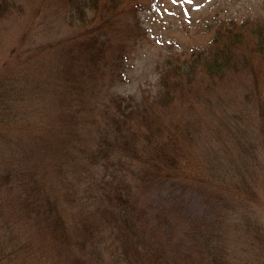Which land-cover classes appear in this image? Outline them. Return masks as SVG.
<instances>
[{
    "label": "rangeland",
    "instance_id": "rangeland-1",
    "mask_svg": "<svg viewBox=\"0 0 264 264\" xmlns=\"http://www.w3.org/2000/svg\"><path fill=\"white\" fill-rule=\"evenodd\" d=\"M17 3L0 19V78H12L20 103L0 124V216L18 259L0 264H121L122 243L135 245L102 188L103 167L83 152L106 126L112 93L151 107L161 138L174 132L181 141L175 177H148L144 163L128 174L148 225L131 253L143 264H264L263 57L249 53V68L223 78L198 73L169 108L152 97L161 54L205 48L218 21L264 17V0H128L113 12L111 43L92 40L93 12L82 20L67 0ZM246 185L255 194L236 191Z\"/></svg>",
    "mask_w": 264,
    "mask_h": 264
},
{
    "label": "trees",
    "instance_id": "trees-1",
    "mask_svg": "<svg viewBox=\"0 0 264 264\" xmlns=\"http://www.w3.org/2000/svg\"><path fill=\"white\" fill-rule=\"evenodd\" d=\"M126 1L128 0H67V3L71 6L73 14L76 13L82 20L87 18L88 10L93 12L89 22H94L92 29L96 27L98 32L91 35L92 40L97 43L102 39L103 43L107 41L111 43L107 31L117 22L116 14L114 15L113 12L118 11L116 9L121 5L125 6ZM130 5L135 9L138 7L136 2H131ZM18 7L17 0H0V19L6 14L13 13ZM94 52H90L92 53L90 56L98 59L94 56ZM249 53H259L264 59V17L248 18L242 22L218 21L213 36L205 48L196 49L189 55L172 52L161 54L163 58L156 66L159 74L155 84L156 91L152 94L154 103L160 108H169L176 103L187 85L195 82L198 73L216 79L249 68L248 66H251ZM105 54V44H103L100 56ZM123 58L122 54V59L119 58L115 65V70L118 71L116 78L119 80L125 77L122 70ZM22 62L24 63V60ZM14 70L15 68L10 69L8 75ZM15 90L16 88L12 86V78L5 76L0 78V124L14 117L13 106L18 102L13 95ZM257 100L258 111L262 113L263 101L259 98ZM16 112L19 113V110ZM157 113L145 103H139L134 96L112 93L109 102H103L102 116L106 126L98 129L100 137L94 142L93 147H85L83 150L91 166L103 167L102 188L110 192L108 198H112L111 202L118 210L119 220L127 234L132 237V241H135L134 246L125 247L124 242L122 243L121 264H143L140 257H135L131 251L140 249L139 245H143L145 239V229H148L147 223L142 219L147 215L143 200L133 195L128 174H133L136 163H144L150 168L147 170L148 177L160 174L163 177L153 178L170 180L171 177H175L173 173H177L181 162V141L174 132H169L165 138H161L164 126ZM261 121L264 131V116L261 117ZM1 134L3 135L2 132L0 136ZM206 171L210 172L209 169ZM219 181L223 182L220 177ZM236 191L255 194L250 185H246L243 189L236 188ZM7 230L9 223L0 216V259L10 257L11 261H15L18 259V248L13 242L16 237L11 230H9L10 236H6ZM88 232L95 235L92 228H88ZM5 236L9 238L8 242L2 241ZM98 238L103 242L101 235ZM112 245L118 252L121 243L115 241ZM24 246L25 250H30L29 243ZM99 260L102 261L101 255Z\"/></svg>",
    "mask_w": 264,
    "mask_h": 264
}]
</instances>
